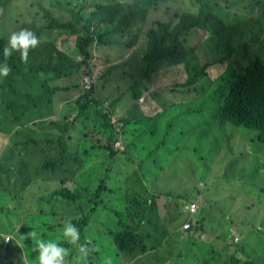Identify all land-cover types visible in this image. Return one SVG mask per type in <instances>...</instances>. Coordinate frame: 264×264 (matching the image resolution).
<instances>
[{"label":"rangeland","instance_id":"obj_1","mask_svg":"<svg viewBox=\"0 0 264 264\" xmlns=\"http://www.w3.org/2000/svg\"><path fill=\"white\" fill-rule=\"evenodd\" d=\"M51 1L62 5L71 4L76 8L73 9L74 14L79 12V0H19L3 11L8 13L4 18L0 17V28L3 29L0 30V37L5 39L6 44L8 32L22 26H26L28 30L36 33L40 42L37 47L30 49L27 60L31 57V51L46 41L44 35L48 37V33L42 31L43 35L39 34V32L31 30V26L38 28L44 26L46 22L42 13L37 14L36 10L42 7L50 9ZM156 1L160 9L166 6L171 8V18L176 13L182 15L187 11L205 16L204 11H206L221 18L228 25L237 26L239 24L242 29L241 34L239 31L224 33L223 40H226L228 36L235 37V53L227 63L213 65L209 69V76L212 78L210 93H213V96L218 86L215 79L219 75L225 78L231 67L236 70H244L256 58L264 64V41L256 43L264 37V0ZM53 15L58 21H65L64 15L60 12L55 11ZM158 18H161V15H158ZM217 38L215 34L209 43L197 50L203 60L209 59L205 52L210 53L212 61L214 57H219L213 47ZM71 39L74 44L75 37ZM137 48L138 54L143 51L144 45L141 41L138 42ZM13 52L20 54L16 51ZM249 54H251V58L248 60L249 64H246L245 60ZM109 55L113 59L116 57V54ZM175 55V47L165 50L156 65L145 68V74L165 75L164 69L177 65ZM189 56H196V52L191 50ZM5 63L10 66L7 62H3V64ZM10 67L11 72L12 69L15 72L14 66ZM125 71L127 83L138 81L141 77L144 84L138 82L133 89H129L128 85L120 88L121 97L115 107L130 103L135 108H132L131 112L126 115L128 122L126 128L122 130V133L123 131L125 133V138H129L131 141L128 152H119L117 159L105 158L99 150L89 149L88 154L78 159L81 165L80 173H70L75 170L79 171V164H76L74 159H66L65 164L59 165V169L55 173L44 171L38 165H43L46 159L57 158L62 149L58 146H47L45 135L40 134L41 128L26 125L27 114L19 119L17 125H20L21 128L17 129L16 133L13 129V121L0 124V160L12 171L13 167L18 171L17 175L11 179L10 185L6 184L7 180H4V183L0 181V206L7 205V209L12 212L9 219L0 213L2 234L8 233L10 223L19 227L26 221L31 226L30 219L24 214L27 209L35 213L44 211V218H48L53 226L64 225L77 213L81 216L82 212L79 210L68 208L63 200L52 197V194L62 187L61 182L63 181L70 189L78 190L79 186V191L80 188L95 187L100 181L102 184L106 182L109 189L99 193V199L93 202L96 205L85 207L84 214L90 219L88 228L93 232V235L89 239L87 238L85 243L90 242L89 247L92 251L87 259L82 260L79 264H104L106 258H110L112 264H148L146 259L135 258V254L131 256V254L119 251L111 240L110 234H105L110 230L116 231L119 226L128 224V213L134 215L139 209H145V202L150 199L151 193L160 195L167 208L163 218L150 225V227L157 228L160 236L169 237L167 233L176 231L180 224L195 214L189 208L192 203H197L199 206L198 216L204 213L206 224H203L202 220L199 223L205 229H210L209 236L214 235L216 231L227 230L226 237L232 243L236 237L234 231L238 226L235 220L214 223L210 219L212 215L206 208L209 205L241 208L248 204H256L260 207L258 211L240 213L239 215L244 218L251 217L254 224L258 221L259 225L264 228V199L256 196V186L248 176L258 167L264 172V144L258 143L255 131L245 127H236L232 122L222 118L217 113V100L215 97H211L208 92L199 94V98L193 105H181L168 110L166 117L146 118L143 114H139L138 108L142 106L139 104L141 96L150 94V97L154 98V93L146 94L148 78L142 76L141 68L129 67ZM11 72L7 77H0V84L5 80L9 82L5 87H0V111L7 107L10 108L14 101L21 103V100L16 98L17 95H13L11 90L6 92V88H12L18 92L29 91L33 97L26 83ZM116 72L115 69L106 75V80L111 84L119 83L116 80ZM77 81L78 79L75 77L68 82V85ZM176 88L177 85L171 86V90ZM218 94L221 97L227 95L224 85ZM26 101L23 98V102L26 103ZM22 113L23 111L20 110L19 114ZM131 119L137 121V131L134 135H128V132L133 130L130 124ZM195 124H201L203 128L195 134L192 142H187L188 133L186 130ZM184 129L185 132H183ZM81 131L89 135V140L79 148L78 123L75 130L72 129L73 141L68 143L70 152L74 156L94 144L92 127L86 124ZM16 135L22 137V141L7 145L8 140ZM51 135L60 136L58 132L49 136ZM227 138L228 142H226ZM250 138H254L255 142L251 143ZM5 146L6 148H4ZM1 148L4 149L1 150ZM177 148L183 154L180 158ZM105 152L107 155V151ZM31 153H35V155L31 156ZM230 162L235 163L233 165ZM33 164H36L35 167L38 168L37 176L34 173ZM208 169L210 172L207 171ZM195 206L197 211L198 206L196 204ZM23 207H25L24 210H22ZM92 207H95V211L89 213L88 210ZM186 211L189 216L185 215ZM40 217L37 215L34 218ZM35 223H38V220H35ZM7 237L10 239L13 238V235L8 234L6 241ZM237 237L241 238V244L235 246L236 249L249 245L259 249L264 255V231L259 234L248 232L243 237L237 234ZM166 247L170 248L169 245L164 246V248ZM171 250L173 251V249ZM244 258L247 259V256L245 255ZM217 262L218 260L215 263ZM260 264H264V262H260Z\"/></svg>","mask_w":264,"mask_h":264},{"label":"crops","instance_id":"obj_2","mask_svg":"<svg viewBox=\"0 0 264 264\" xmlns=\"http://www.w3.org/2000/svg\"><path fill=\"white\" fill-rule=\"evenodd\" d=\"M18 1L12 0L6 6L0 8V17L4 18L8 13L3 11L9 5ZM49 5L50 9L42 7L36 10L37 14L42 13L46 22L44 26L42 28L31 26V30H35L39 34L43 35L42 31L48 33V37L44 35L46 41L42 42L41 46L37 49L31 51L30 59L26 61L21 60L20 54L16 53L17 58H10L7 62L15 68V72L12 69L11 73L26 83L33 97L29 91L23 90L18 92L12 88H6V92L11 90L13 95H17L16 98L21 100V103L19 104L14 101L11 103L10 108L7 107L3 111H0V124L5 122L11 123L13 121L15 133L17 129L21 128L20 125H17L19 119L25 117L27 114L26 125L34 128L39 126L41 128L40 134L45 135L46 145L52 147L58 146L62 149L57 158L46 159L43 165H38L40 169H43V166L49 163L61 166L65 164L68 158V143L73 141L72 129L74 131L78 123L79 148L89 140V135L81 131L86 124L90 125L93 129L92 137L94 144L87 148V150L79 151V157L76 154V159L88 154L89 149L99 150L105 158H118V154L114 158L110 157L108 151L107 155H105V147L108 145L109 137L113 131L106 127L105 122L99 117L95 105L86 106L77 102V97L80 95L82 78L86 70L83 64L84 57L81 55L78 43L80 38L84 37V26L87 25L94 14L99 12L100 9H104L101 15L108 20V24L104 27V36L101 42L91 52L95 59L91 74L94 79L96 101L110 102L113 115L122 120L123 129L126 128L128 122L126 115L135 106L132 107L129 103L127 105H119L117 108L115 107L121 97L120 88L128 85L129 89H133L138 82L144 84L141 77H139L138 81L127 83V73L125 70L129 67L142 69V76L148 78L146 94L154 93V98H151L149 94L148 96L143 95L139 99V104L142 105L138 108L139 114H143L146 118L166 117L168 116L166 113L170 109L181 105H193L199 98L198 95L203 92H208L211 97H215L218 102L217 113L220 114L222 97L219 98L217 92L214 93V96L213 93H210L212 78L209 76V69L212 67V58L210 57V53L205 52V55L209 59L203 60L202 56L197 53V50L204 46L203 44L199 46H195L193 43L186 46L164 44L162 46L163 50L172 47L176 48L175 60L180 59L181 63L164 69L165 75L163 76H157L153 73L145 74V68L156 65L159 62H152V58L155 55L151 51V45L155 41V36L153 37L150 34L158 30L159 24L170 23L177 16L176 13L173 15V18L170 17V7L166 6L160 9L156 0H79V12L74 14L73 9L76 8L71 4L62 5L51 1ZM55 11L64 15V22L56 19L53 15ZM190 14H194V12L189 11L188 15ZM158 15H161V18H158ZM79 16L81 18L80 21ZM51 20H55L62 25L74 23L75 28L74 30L62 29L51 23ZM21 29H27V27L22 26L14 31ZM0 30L3 29L0 28ZM12 32H8L7 38H9ZM72 37H75L74 44H72ZM139 41L143 43L144 48L138 54L137 45ZM191 50L196 52V56H189ZM109 54H116V57L113 59ZM206 64H210L205 70L207 77L202 76ZM115 69L117 70L116 80L119 83L111 84L106 80V75ZM75 77L78 81L72 85H68V82ZM220 77L221 75L217 76L215 80ZM8 83L5 80L0 85L1 87H5ZM173 85H177L175 90H171V86ZM180 93L182 95H179ZM23 98L27 100L26 103L23 102ZM14 103L17 105L13 106ZM20 110L23 111L22 114H19ZM130 124L133 130L129 131L128 135H134L137 131V121L131 119ZM202 128L201 124L189 126L186 130L188 133L186 141L192 142L195 134ZM55 132H58L60 136H49ZM183 132H185V129ZM119 137L124 148L119 152L127 153L131 141L129 138H125L124 131ZM116 140L117 136L115 135L114 142ZM20 141H22V137L16 135L8 140L7 145ZM250 141L253 143L251 139ZM226 142H228V138ZM4 148H1V150ZM177 151L180 158L183 154L180 153L179 148H177ZM34 155L35 153H31V156ZM75 162L78 164L77 160ZM230 163L234 165L235 162ZM35 165L33 164V170L37 176L38 168ZM80 167L81 165L79 164V171L75 170L71 173H80ZM13 170L16 171L15 167H13ZM207 171L210 172V169ZM254 173L255 171H253V175L248 176H250V180L256 186V196L264 199V175ZM61 185L62 187L53 194L61 191L66 186L64 182H61ZM258 186L261 187L258 188ZM149 196L150 199L145 202L146 208L139 209L141 213H145V216L141 215L137 228L142 246L135 253V258L146 259L148 264H260V262H264V255L257 248L255 249L249 245L239 249L235 248V246L241 244V238L237 237V234L243 237L248 232L259 234L264 231V228L259 225L258 221L254 224L251 217L244 218L239 215L240 213L258 211L260 209L258 205L248 204L241 208L225 205H209L206 207L212 215L210 219L214 223H226L227 220L237 221L238 226L234 231V236L236 237L231 243L226 237L228 234L227 230L216 231L214 235L209 236L210 229H205L199 223L202 220L203 224H206V217L204 213L198 216L199 206L197 203H192L196 204L198 209L194 212V215L190 216L189 220H185L184 223L180 224L176 231L167 233L169 237L160 236L157 228L150 227V225L154 224V221L161 220L167 208L164 206L165 202L160 198V195L151 193ZM153 199H155V204L157 205L156 209L150 207ZM185 215L189 216V213L186 211ZM128 219V224H133L130 216H128ZM187 224H190L191 228L185 230ZM0 235L2 237L8 236V234L5 236L2 232H0ZM12 235L14 238L15 235ZM236 239H238L237 242L235 241ZM111 240L114 243L112 238ZM167 245L170 248H164ZM245 255L247 259L244 258ZM216 260H218L217 263H215ZM0 261H5L2 246H0Z\"/></svg>","mask_w":264,"mask_h":264},{"label":"trees","instance_id":"obj_3","mask_svg":"<svg viewBox=\"0 0 264 264\" xmlns=\"http://www.w3.org/2000/svg\"><path fill=\"white\" fill-rule=\"evenodd\" d=\"M12 0H0V8L6 6ZM190 2V0H187ZM104 9H100L99 12H96L93 18L84 26V37L80 38L78 46L81 52V55L85 58L83 64L87 65L88 62L92 59V51L94 48H97L98 44L103 38L104 26L108 24V20L102 17L101 12ZM189 11L185 12L182 15L177 14L176 18L167 24H159L158 30L152 32L150 35L155 36V41L151 45V51L153 55V63H157L161 60V54L165 52L162 49L164 44H172L176 46H186L188 40L184 35L193 28L202 29L206 31H211V38L217 35L215 40V52L219 57H214L212 63L213 65H222L227 63L233 57L235 53V42L236 39L233 36H228L226 40L224 39V33H230L234 31H239L240 34L242 29L237 26H231L226 24L224 20L215 16L210 12H206V15H188ZM81 20L79 16V21ZM51 23L62 29L74 30L75 24H59L55 20H51ZM94 28V30H92ZM264 37L261 40H258L256 43H262ZM96 43V44H95ZM3 44L4 39L0 38V65H3V62H8L10 58H17V54L13 52L12 56L5 59L3 56ZM251 54L248 55L245 60L246 64H249V59ZM177 63H181L180 59L176 60ZM210 66L206 64L202 76L207 77L205 70ZM1 77V76H0ZM198 78V76H197ZM218 83L216 92H220L222 85L227 90V95L222 97V104L220 108V115L222 118L227 119L232 122L236 127H245L255 131L256 139L258 143L264 144V64L263 62L256 58L248 67L240 70H236L231 67L229 73L225 78L222 76L215 80ZM1 87V85H0ZM219 95V94H218ZM221 95H219V98ZM82 105L89 106V104H83L80 100L77 101ZM17 104L14 103L13 106ZM99 112V111H98ZM99 117L105 122L106 127L112 129L109 137V143L105 147L106 151L110 153V157L114 158L119 151L114 148V139L115 132L110 123V118L107 115L99 112ZM252 142L254 138H250ZM68 158L67 159H76V155H71L69 149L67 150ZM79 157V154H78ZM79 164V162H78ZM61 166V165H60ZM264 168V167H263ZM59 169V164L52 165L51 163L43 166L44 171H52L55 173ZM18 171H12L9 167L0 160V181L10 185L12 183L11 179L17 175ZM71 173V172H70ZM69 173V174H70ZM254 174L264 175V172L258 169ZM249 175H253V171ZM64 182V181H63ZM106 182H102L97 187H84L78 190L70 189L69 187H64L61 191L53 194L52 197L59 198L63 202L75 211L82 212L81 216L77 213L71 217L68 221L74 224L80 231V244H84L86 239L90 238L93 235V232L89 227L90 219L89 216L84 214L85 207L96 205L95 200L99 199V193L102 191H108ZM153 209L157 208L155 204V199H153L152 204L150 205ZM23 207L22 210H24ZM89 213L95 211V207H92L88 210ZM0 213L7 219L12 216V212L7 209V205L0 206ZM25 216L30 219L31 226H29L26 221L24 225L15 227L12 223L9 224L10 230L7 231V234H14L15 237L11 238L8 243H5V237L0 235V246L3 248L4 260L0 261L1 264H37L38 253L34 250L35 245L30 238H25L28 236L29 232H35L37 234V239H43L45 241L52 240L59 243L61 246L69 248L71 254L66 258L65 264H77L75 257L77 256V246L70 245L62 237V233L59 232L63 228V224L53 226L49 219L44 218V211L33 212L30 209L25 211ZM41 216L40 218H34L35 216ZM141 215L145 216V213H141L140 210L134 215L128 213V216L133 221V224H125L119 226V228L114 231L110 230L105 235L110 234V237L114 240L115 245L122 252H128L130 254H135L139 251V247L142 246L140 235L137 233V228ZM35 220H38V223H35ZM67 221V222H68ZM6 227V224H4ZM2 232V229L1 231ZM17 233V234H15ZM6 235V234H5ZM84 241V242H83ZM89 243V242H88ZM81 262V261H80ZM79 262V263H80Z\"/></svg>","mask_w":264,"mask_h":264},{"label":"clouds","instance_id":"obj_4","mask_svg":"<svg viewBox=\"0 0 264 264\" xmlns=\"http://www.w3.org/2000/svg\"><path fill=\"white\" fill-rule=\"evenodd\" d=\"M204 12L206 13V11H204ZM190 15H195V14H190ZM92 30H94V28H92ZM211 35H212L211 31L193 28V29L189 30L187 32V34L184 36L188 40V43L186 45L193 43L195 46H197V45L199 46L200 44L206 45L207 43H209V41L211 39ZM39 42L40 41H39V38L37 37V35L28 29H21L19 31H14L10 34L8 41H7V44L5 46L3 44V46H4L3 47V56L5 57V59H7V58L12 56L13 51H16V52L20 53L21 60L26 61L28 58L30 49L37 47L39 45ZM213 47L215 48V43L213 44ZM94 60L95 59L92 56V59L88 62V64L87 65L84 64V68L86 69L84 75L88 74L92 77L91 73H92V68L94 65ZM84 61H85V58H84ZM10 72H11V67L8 66L6 63L3 65H0V76L7 77L10 74ZM92 79H93V77H92ZM82 82H83V78H82ZM93 82H94V79H93ZM81 92H82V83H81V87H80V93ZM94 95H95V88H94ZM78 100L81 101L80 95L77 97V101ZM94 100L96 101V95H95ZM102 102H107V101H102ZM102 102H98V103H102ZM83 104L95 105L93 102L83 103ZM97 111L101 112L98 109H97ZM111 114L113 115L112 105H111ZM119 121H121V123H122L121 119H119ZM110 123H111V119H110ZM111 125L114 129L115 135L117 136V140L114 142V148H115L116 142H121V149L118 150L115 148V150L121 151L124 148H123V143L121 141V138L119 136L122 133L124 125L122 124V127H121L119 132L116 130V128L113 126L112 123H111ZM69 151H70V149H69ZM70 154H71V152H70ZM192 205H195V204H192ZM191 206H190V208H191ZM187 225H189L188 229H190L191 228L190 224H187ZM188 229L185 228V230H188ZM61 233H62V237L64 238V240H66V242L68 244L77 246V256L75 257L77 264H79V262L82 260H86L87 257L90 255L92 249L89 247L90 242L84 243V244L79 243V241H80L79 229L74 224H72L70 221H68L64 224L63 228L61 229ZM25 238L32 239V241L35 245L34 250L38 253L37 264H65L66 258L71 254V250L69 248L61 246L56 241H52V240L45 241L43 239H37V234L35 232H29L28 236ZM10 239H9V241H10ZM237 240L238 239H236L235 241L237 242ZM9 241H6V237H5V243H8ZM104 264H112L111 259L106 258Z\"/></svg>","mask_w":264,"mask_h":264},{"label":"built area","instance_id":"obj_5","mask_svg":"<svg viewBox=\"0 0 264 264\" xmlns=\"http://www.w3.org/2000/svg\"><path fill=\"white\" fill-rule=\"evenodd\" d=\"M81 101L83 103H91L93 102L98 110H100L103 114L108 115L111 119V123L116 128V130L119 132L122 123L119 121V119L111 114V105L109 102H102L98 103L94 100V82L90 75L85 74L83 76V82H82V92L80 93ZM115 148L120 150L121 149V142L115 143ZM192 212L196 211V206L192 205L191 208ZM186 229L189 228V225L185 226ZM7 241H9V237H7Z\"/></svg>","mask_w":264,"mask_h":264}]
</instances>
